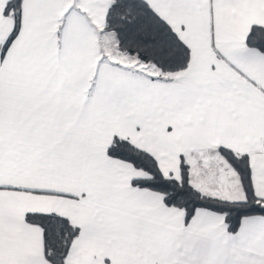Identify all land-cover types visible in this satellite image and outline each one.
Segmentation results:
<instances>
[{
    "label": "snow or ice",
    "instance_id": "obj_1",
    "mask_svg": "<svg viewBox=\"0 0 264 264\" xmlns=\"http://www.w3.org/2000/svg\"><path fill=\"white\" fill-rule=\"evenodd\" d=\"M0 264H264V0H0Z\"/></svg>",
    "mask_w": 264,
    "mask_h": 264
}]
</instances>
